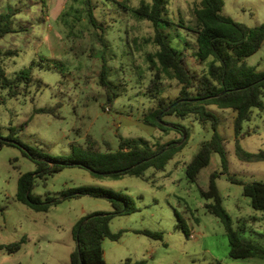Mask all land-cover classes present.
I'll use <instances>...</instances> for the list:
<instances>
[{"label":"rangeland","instance_id":"rangeland-1","mask_svg":"<svg viewBox=\"0 0 264 264\" xmlns=\"http://www.w3.org/2000/svg\"><path fill=\"white\" fill-rule=\"evenodd\" d=\"M198 1L170 0V17L175 24L183 26L180 21L184 20L189 25ZM223 1V15L250 27L264 23V0ZM92 2L97 5L93 12L97 26L90 22L83 0H0V13H17L16 31L0 39V51L13 54L0 56V67L8 76L32 67L35 78L41 81L15 98L0 89L1 135L6 137L14 128L23 143L55 157L69 156L71 144L85 145L88 137L97 141L101 151H116L121 138L144 139L151 144L180 140L182 136L176 130L165 134L156 129L149 134L138 125L122 123L121 117L142 121L143 114L156 106L147 95L152 78L147 55L156 51L147 40L154 35V28L150 22L118 8L112 0ZM138 4L139 0H133L129 5ZM165 32L173 46L188 35L177 25L167 27ZM188 38L191 40V36ZM103 58L120 94L112 105L98 82ZM246 62L264 71V43ZM189 64L198 68L196 60L191 59ZM163 86L164 97L179 96L181 86L177 81L164 80ZM49 108L52 113H36ZM209 108L219 118L230 172L246 182L264 181V161L247 163L236 155L237 139L249 152L264 150V111L256 109L244 124L245 134L237 138L235 112ZM164 120L183 125L190 133L185 148L164 171L149 169L148 180L131 175L100 178L86 168L69 166L51 177L46 186L38 181L34 194L45 197L49 192L61 198L70 188L102 187L128 197L134 211L114 217L110 225L113 233L123 231L122 237L103 241L107 264L127 260L147 264H264L258 258H231L225 227L206 208L208 201L201 191L208 188L212 173L222 171L219 154L212 155L195 183L188 181L187 166L200 144L211 139V127L193 116H167ZM35 170L36 164L18 146L0 147V247L25 239L17 253L0 248V264H69L76 249L73 229L77 222L91 213L113 211L108 199L89 195L65 199L47 212L32 210L17 202L15 195L19 177ZM217 184L234 227L244 226L242 237L264 247V212L255 210L243 195V187L231 183L227 175L219 177ZM181 221L189 237L177 226ZM143 230L162 232L164 238L155 240L137 233Z\"/></svg>","mask_w":264,"mask_h":264},{"label":"trees","instance_id":"trees-1","mask_svg":"<svg viewBox=\"0 0 264 264\" xmlns=\"http://www.w3.org/2000/svg\"><path fill=\"white\" fill-rule=\"evenodd\" d=\"M78 1V0H77ZM118 8L132 14L141 21H148L154 28V35L147 42L156 47V51L148 53V68L152 78L147 95L156 101V106L143 114L142 121L157 127L165 134L176 130L182 138L178 141H158L151 144L144 139H120L116 151L109 149L101 151L97 141L91 137L86 139L85 145L74 142L71 144L69 156L55 157L38 148L23 143L17 138V130L10 129L9 135L3 137L0 132V146H18L25 156L36 164V170L22 174L18 180L15 200L27 205L36 212H47L53 205L65 199L89 195L96 198H106L110 201L111 213H91L77 222L73 229L76 249L71 253L69 264H107L104 257L103 241L109 238L117 241L123 231L113 233L111 221L116 216L130 214L134 211L131 200L102 187H78L64 191L62 197H55L49 192L45 197L34 194L38 181L46 186L55 174L69 166H77L90 170L97 177L120 178L131 175L148 180L146 172L153 168L164 171L171 160L186 146L190 137L189 129L183 125L167 123L164 118L176 116L186 119L193 116L202 125H209L213 130L211 139L200 144L198 152L188 164L186 175L190 183H195L201 171L206 168L214 153L221 159V172H214L210 176L208 188L201 191V195L208 202L206 208L210 214L218 218L225 227L229 240V255L233 259L258 258L264 260V247L247 241L242 237L245 228L239 225L236 229L231 215L224 206L217 179L227 175L231 183L243 187V195L251 200V206L264 212V181L246 182L229 170L228 151L225 139L219 132V118L210 106L219 109H231L235 112L233 128L236 137L244 135V124L249 122L254 111H264V71H258L255 66L248 65L246 59L257 53L264 43V23L250 27L237 22L222 14L223 0H200L195 4L191 23L175 24L170 17V0H139L137 6H130L133 0H112ZM89 20L98 25L93 12L97 5L92 0H83ZM16 12L0 13V39L15 32L14 17ZM177 25L186 29L187 38L180 44L172 45L167 27ZM186 25V26H185ZM191 36V40L188 38ZM13 52L0 51V56H11ZM198 62V68L189 64L190 60ZM57 64H61L57 62ZM109 65L103 58V65L99 75V85L108 96V103L112 105L119 97L116 86L110 80ZM164 80H175L180 86L179 96L168 99L163 96ZM35 78L32 67H26L8 76L0 67V89L7 90V97L15 98L27 94ZM53 109H39L36 113H52ZM160 117V118H159ZM185 140L183 141V138ZM10 141L5 142L3 139ZM11 141H15L14 144ZM183 141V144H180ZM237 157L247 163L264 161V150L257 153L245 150L237 139ZM190 232L184 222L177 225ZM137 233L155 240H163V233L143 230ZM25 239L0 248L13 254L21 250ZM121 264H147V261L132 263L130 260ZM218 264V263H210Z\"/></svg>","mask_w":264,"mask_h":264},{"label":"water","instance_id":"water-1","mask_svg":"<svg viewBox=\"0 0 264 264\" xmlns=\"http://www.w3.org/2000/svg\"><path fill=\"white\" fill-rule=\"evenodd\" d=\"M160 118V117H159ZM121 121H122V123L124 124V125H138V126H140L141 128H143L145 131H147L149 134H152L156 129H157V127H155V126H151V125H148V124H146L145 122H143V121H135V120H132V119H130V118H128V117H121ZM1 138V137H0ZM186 137H184V139H185ZM5 142H8V141H10V140H8V139H3ZM11 142H13L14 144H16V142L15 141H11ZM182 143V142H181ZM180 143V144H181Z\"/></svg>","mask_w":264,"mask_h":264},{"label":"crops","instance_id":"crops-1","mask_svg":"<svg viewBox=\"0 0 264 264\" xmlns=\"http://www.w3.org/2000/svg\"><path fill=\"white\" fill-rule=\"evenodd\" d=\"M128 118H130V119H132L131 117H128ZM1 147V146H0ZM2 148V147H1Z\"/></svg>","mask_w":264,"mask_h":264}]
</instances>
